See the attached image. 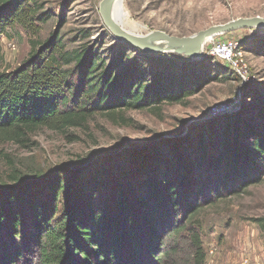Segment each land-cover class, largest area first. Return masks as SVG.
Masks as SVG:
<instances>
[{"label": "trees", "instance_id": "obj_1", "mask_svg": "<svg viewBox=\"0 0 264 264\" xmlns=\"http://www.w3.org/2000/svg\"><path fill=\"white\" fill-rule=\"evenodd\" d=\"M39 1L0 0V38L16 26L39 34L51 18ZM31 42L28 60L13 71L2 67L0 51L5 142L24 143L41 128L86 130L98 115L114 120L127 110L187 104L212 79L172 55L153 58L154 70H145L125 64L126 52L109 61L89 49L67 51L60 36ZM253 96L255 122L237 115L194 129L142 159L126 152L53 172L31 164L23 173L12 164L14 185L0 186V264H206L200 228L187 231L180 209L193 224L202 198L210 203L262 181L264 97Z\"/></svg>", "mask_w": 264, "mask_h": 264}, {"label": "rangeland", "instance_id": "obj_2", "mask_svg": "<svg viewBox=\"0 0 264 264\" xmlns=\"http://www.w3.org/2000/svg\"><path fill=\"white\" fill-rule=\"evenodd\" d=\"M102 1L40 0L41 13L51 15L49 22L36 36L19 26L2 36V67L13 71L28 60L32 40L43 45L56 36L62 38L67 51L89 49L109 61L119 52H126L125 64L137 61L145 70H154L153 58L181 57L138 51L117 40L101 17ZM122 3L125 14L120 19L121 25L138 36L161 31L177 38H191L200 31L233 20L264 18V0H122ZM225 41L239 44L237 51L243 60L240 67L232 69L209 55L215 42ZM124 44L128 46L125 49ZM203 51V57L196 61L181 57L194 62L198 70L203 67L202 72L212 77L187 104H164L158 110H127L117 113L114 120L98 115L91 119L86 130L70 128L56 132L41 128L24 143L5 142L0 138V186L14 185L8 180L12 164L11 167L23 173L31 164L53 172L71 170L74 166L87 167L99 158L108 161L126 152L130 156L137 153L142 159L159 146L190 137L194 129L216 128L237 115L248 118L249 108L257 104L253 95L258 93L264 97V31L237 30L216 35L205 44ZM249 118L255 122L252 116ZM232 194L231 190L220 193L210 203L207 197L202 198L193 224L187 221L183 206L179 222L187 223V231L191 227L200 228L206 264H264V176L260 183Z\"/></svg>", "mask_w": 264, "mask_h": 264}, {"label": "water", "instance_id": "obj_3", "mask_svg": "<svg viewBox=\"0 0 264 264\" xmlns=\"http://www.w3.org/2000/svg\"><path fill=\"white\" fill-rule=\"evenodd\" d=\"M101 17L103 22L110 29L114 37L131 46L138 51H145L151 54H174L196 61L203 57V50L208 39L213 40L216 35L228 34L237 30L259 29L264 31V18L251 17V19H237L226 25H217L204 31L198 32L191 38L173 37L164 32H151L146 35H134L124 30L120 26L123 6L122 0H103L101 3ZM115 4H118L116 7ZM165 41L171 47L167 52H153L151 44L154 42ZM226 112V111H225Z\"/></svg>", "mask_w": 264, "mask_h": 264}, {"label": "built area", "instance_id": "obj_4", "mask_svg": "<svg viewBox=\"0 0 264 264\" xmlns=\"http://www.w3.org/2000/svg\"><path fill=\"white\" fill-rule=\"evenodd\" d=\"M239 44L237 42L225 41L214 43L209 50V55L222 60L232 69L241 65L242 55L237 51Z\"/></svg>", "mask_w": 264, "mask_h": 264}, {"label": "bare ground", "instance_id": "obj_5", "mask_svg": "<svg viewBox=\"0 0 264 264\" xmlns=\"http://www.w3.org/2000/svg\"><path fill=\"white\" fill-rule=\"evenodd\" d=\"M116 5V7L118 6V4H115ZM119 7V6H118ZM120 9H122V14H125L124 13V9H123V6L121 7H119ZM122 17H124L123 15H122ZM120 24V26L123 28V26L121 25V23H119ZM125 30V29H124ZM127 31V30H126ZM210 41V39H208L207 41H206V43L207 42H209ZM171 49V47L170 46H168L167 45V43L165 42V41H161L160 40V42H154V43H152L151 44V50L154 52H167L168 50H170Z\"/></svg>", "mask_w": 264, "mask_h": 264}]
</instances>
